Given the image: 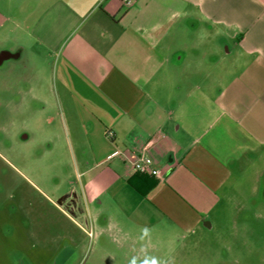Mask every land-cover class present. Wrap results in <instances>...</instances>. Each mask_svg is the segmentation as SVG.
Listing matches in <instances>:
<instances>
[{
    "label": "crops",
    "instance_id": "0c3cea01",
    "mask_svg": "<svg viewBox=\"0 0 264 264\" xmlns=\"http://www.w3.org/2000/svg\"><path fill=\"white\" fill-rule=\"evenodd\" d=\"M131 1L0 0V41L40 80L47 70L73 147L98 170L91 198L133 226L121 233L211 225L264 175V0ZM141 154L160 176L134 170ZM42 251L12 247L0 264H41Z\"/></svg>",
    "mask_w": 264,
    "mask_h": 264
},
{
    "label": "rangeland",
    "instance_id": "374dc122",
    "mask_svg": "<svg viewBox=\"0 0 264 264\" xmlns=\"http://www.w3.org/2000/svg\"><path fill=\"white\" fill-rule=\"evenodd\" d=\"M0 263L12 247H43L41 264H264V175L242 183L212 212L211 225L170 230L132 228L112 201L91 198L88 160L73 147L49 84L34 60L17 57L14 41L1 42ZM256 183V191L251 184Z\"/></svg>",
    "mask_w": 264,
    "mask_h": 264
},
{
    "label": "built area",
    "instance_id": "2783aa9c",
    "mask_svg": "<svg viewBox=\"0 0 264 264\" xmlns=\"http://www.w3.org/2000/svg\"><path fill=\"white\" fill-rule=\"evenodd\" d=\"M125 3H132L131 0H124ZM108 135H112V132H109ZM151 141L149 142V144ZM122 151L116 150L113 155H121ZM132 167L134 168L135 171L144 173V174H149V175H154V176H160L161 171L158 168H155L152 164V159L145 154H141L136 158L134 161H132Z\"/></svg>",
    "mask_w": 264,
    "mask_h": 264
},
{
    "label": "clouds",
    "instance_id": "9594fccd",
    "mask_svg": "<svg viewBox=\"0 0 264 264\" xmlns=\"http://www.w3.org/2000/svg\"><path fill=\"white\" fill-rule=\"evenodd\" d=\"M148 231L149 230L147 228L143 229V235L147 236ZM130 264H136L135 258L132 261H130ZM139 264H161V261L155 257H151V258H145L144 260L139 261Z\"/></svg>",
    "mask_w": 264,
    "mask_h": 264
},
{
    "label": "trees",
    "instance_id": "16d2710c",
    "mask_svg": "<svg viewBox=\"0 0 264 264\" xmlns=\"http://www.w3.org/2000/svg\"><path fill=\"white\" fill-rule=\"evenodd\" d=\"M138 173H140V172H138ZM140 174H144V173H140ZM144 175H146V174H144Z\"/></svg>",
    "mask_w": 264,
    "mask_h": 264
}]
</instances>
